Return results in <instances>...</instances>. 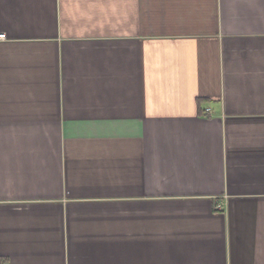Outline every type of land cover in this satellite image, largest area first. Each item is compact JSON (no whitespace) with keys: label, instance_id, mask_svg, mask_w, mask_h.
Here are the masks:
<instances>
[{"label":"crops","instance_id":"crops-1","mask_svg":"<svg viewBox=\"0 0 264 264\" xmlns=\"http://www.w3.org/2000/svg\"><path fill=\"white\" fill-rule=\"evenodd\" d=\"M0 32V264H264V0H0Z\"/></svg>","mask_w":264,"mask_h":264},{"label":"built area","instance_id":"built-area-1","mask_svg":"<svg viewBox=\"0 0 264 264\" xmlns=\"http://www.w3.org/2000/svg\"><path fill=\"white\" fill-rule=\"evenodd\" d=\"M5 38H6L5 33L0 32V40H1V39H5ZM207 110H208V109H207ZM219 208H221V207L219 206Z\"/></svg>","mask_w":264,"mask_h":264}]
</instances>
